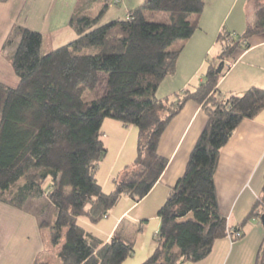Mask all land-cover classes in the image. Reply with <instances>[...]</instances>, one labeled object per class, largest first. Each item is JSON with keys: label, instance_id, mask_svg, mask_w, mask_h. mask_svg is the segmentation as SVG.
<instances>
[{"label": "trees", "instance_id": "trees-1", "mask_svg": "<svg viewBox=\"0 0 264 264\" xmlns=\"http://www.w3.org/2000/svg\"><path fill=\"white\" fill-rule=\"evenodd\" d=\"M112 1L80 0L70 22L76 38L48 54L42 52L39 32L16 24L5 40L2 53L19 85L0 84V203L23 211L31 203H49L35 215L40 228L49 229L52 245L60 246V264H123L134 255V243L118 234L104 242L79 219L100 223L123 195L137 203L149 195L169 165L159 153L162 137L194 102L207 123L158 211L157 248L142 264H195L228 237L215 182L221 150L245 119L264 109L262 88L222 95L219 83L228 70L218 74L217 67L234 63L249 49L251 37L264 34V0H250L254 17L243 34H219L218 61L210 60L203 82L175 100H159L156 93L176 73L186 41L199 28L204 0H145L127 19L102 24ZM102 74L105 92L87 100L86 92L99 88ZM106 120L138 130L136 158L110 193L96 177L108 154L102 135ZM263 216L264 187L235 229L240 239L243 227ZM255 264H264V239Z\"/></svg>", "mask_w": 264, "mask_h": 264}, {"label": "crops", "instance_id": "crops-1", "mask_svg": "<svg viewBox=\"0 0 264 264\" xmlns=\"http://www.w3.org/2000/svg\"><path fill=\"white\" fill-rule=\"evenodd\" d=\"M79 1L0 0V84L13 88L19 85V79L7 56L2 53L4 42L13 26L16 24L39 32L43 38L42 52L48 54L76 38L70 22ZM144 1L113 0L103 19L107 18L108 22L125 20L129 12ZM204 2V10L198 19L199 28L186 41L178 59L176 73L159 86L156 93L159 100H175L176 94L193 89L203 82L209 61H218L223 50L218 41L219 34L223 30L243 34L254 17L250 0ZM96 13L95 9L93 14ZM249 44V49L238 54V59L220 80L219 91L222 95H240L251 87L264 89V34L251 37ZM206 123L207 115L201 107L188 102L165 131L159 153L169 159V165L145 198L151 197L154 206H161L166 202L170 189L184 174L190 153ZM104 127L134 135L129 153L125 154L128 145L126 134L121 137V134L111 133L112 131L105 132L107 136L103 140L105 145L109 143V152L114 146L113 142H117L116 156L110 164H106L107 155L99 166L96 177L102 190L110 193L114 190L118 175L136 158L138 130L135 126H125L113 120L104 121L102 129ZM215 182L219 209L227 220L229 230L240 229L261 197L264 187V109L254 117L245 119L222 148ZM143 201L137 203L128 195H123L117 207L112 209V215L110 212L101 222L104 223L102 226H99L100 223L95 228L89 226L88 220H83L82 224L80 221L83 218L79 219V223L90 231L95 230V234L104 242L110 241L116 234L131 241L126 235L127 228L122 231L121 225L127 217L132 218V213L140 205H144ZM28 206L31 207V204ZM33 207L34 209L23 211L0 203V264L48 263L44 254L45 237L35 215L41 206L33 204ZM115 209L116 212H113ZM143 214L135 213L132 218L134 222L140 223V232L143 231L142 223L146 222L142 218ZM241 232L244 235L242 239L232 241L225 237L217 240L210 256L195 264H255L264 239V226L260 219L252 218ZM156 248L157 244L146 245L142 250L143 255L145 254L142 260L151 257ZM131 258L123 264L142 262L141 259L130 260Z\"/></svg>", "mask_w": 264, "mask_h": 264}, {"label": "rangeland", "instance_id": "rangeland-1", "mask_svg": "<svg viewBox=\"0 0 264 264\" xmlns=\"http://www.w3.org/2000/svg\"><path fill=\"white\" fill-rule=\"evenodd\" d=\"M108 21L109 20L107 18H104L102 20V24H105ZM106 84H107V76L105 74H102L101 84H100L99 88L96 91H94V92H86L85 98L87 100H93L96 97H98L100 95H103V93L105 92ZM107 131L109 133L112 131L111 133L115 132V133H117L119 135L121 134V137H123V135L126 134L125 138L126 139L128 138L127 141H126V142H128V145H127L125 154H128L129 153V149H130V144L132 142H134V135L131 134V133L128 134L127 131H124V132L121 133L118 130L108 129L107 127H104L102 129L103 138H106L107 135L105 134V132H107ZM116 143L117 142H113L114 146H112V148H110V152H109V146L110 145H109V143L106 144V148L108 149V154H107L108 157H107V163L106 164H110V162H112V160H113V157L116 156V146H115ZM142 203L144 205H140V207L134 213H132L131 216L133 218V215L135 213H144L142 218L145 219L146 222H143V223L141 222L143 224V231L142 232L139 231V229H140V227H139L140 225L139 224L140 223L134 222L131 217H127L125 219V221L121 225V230L122 231L127 228L126 235L131 239V242H133L134 245H135V253H134V256H132V258L129 257V258H131L130 260H138L139 259V261H140V259H141V261H142L141 264L144 263L148 259V258L147 259L145 258V260H142V259H144L142 257L145 255V254L143 255V252H142L143 248L146 245H151L152 244V245L155 246V244H157V242H156L157 239H155V236L159 232L160 225H161V221L157 217V211H158L159 208H161L164 205L165 202H163V204L161 206H154L152 204V198L150 197V199H145ZM33 204L40 205V206L43 207V206H45V205H47L49 203L47 201H40V202L31 203V207L28 206V207H26V209H28V210H30V208L34 209V207L32 208ZM119 208L120 207H118V209ZM116 210L117 209L113 210V212H116ZM48 214L50 216V213H48ZM110 214L112 215V212ZM83 220H88V219L83 217V219H81L80 223L83 224ZM101 222H100L99 226H102L104 224V223H101ZM88 223L90 224L89 226H92L94 228H95L96 225L99 224V223L93 224L90 221ZM84 227H85V229H87L86 226H84ZM88 229H87V231H89V232L93 233L95 236H97L95 234V230H91L90 231V229L89 230ZM42 232H43L44 237H45V251H44V254L46 255V257L48 259V263L49 264H60L59 260H58V257H57V254L60 251V246H53L52 245L51 239H50V232H49L48 228L42 229ZM97 237L99 238V236H97Z\"/></svg>", "mask_w": 264, "mask_h": 264}, {"label": "built area", "instance_id": "built-area-1", "mask_svg": "<svg viewBox=\"0 0 264 264\" xmlns=\"http://www.w3.org/2000/svg\"><path fill=\"white\" fill-rule=\"evenodd\" d=\"M231 64L232 63L228 62L225 65V70L230 69ZM241 237H242V234L240 232H236L235 230H228V238H230V240L234 241V239H240ZM158 238H159V233H157L155 236V239H158Z\"/></svg>", "mask_w": 264, "mask_h": 264}, {"label": "water", "instance_id": "water-1", "mask_svg": "<svg viewBox=\"0 0 264 264\" xmlns=\"http://www.w3.org/2000/svg\"><path fill=\"white\" fill-rule=\"evenodd\" d=\"M224 68H225V63H224V62H221V63L218 65V67H217V73H218V74H221V73L223 72ZM261 222H262V224H263V226H264V216L261 218Z\"/></svg>", "mask_w": 264, "mask_h": 264}]
</instances>
